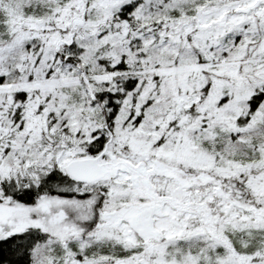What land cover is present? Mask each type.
Returning <instances> with one entry per match:
<instances>
[{
  "label": "snow or ice",
  "instance_id": "6c2138e0",
  "mask_svg": "<svg viewBox=\"0 0 264 264\" xmlns=\"http://www.w3.org/2000/svg\"><path fill=\"white\" fill-rule=\"evenodd\" d=\"M0 264H264V0H0Z\"/></svg>",
  "mask_w": 264,
  "mask_h": 264
}]
</instances>
